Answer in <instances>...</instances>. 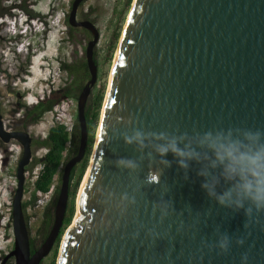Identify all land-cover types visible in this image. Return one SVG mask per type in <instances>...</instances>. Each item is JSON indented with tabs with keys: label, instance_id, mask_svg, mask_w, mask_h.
Wrapping results in <instances>:
<instances>
[{
	"label": "water",
	"instance_id": "1",
	"mask_svg": "<svg viewBox=\"0 0 264 264\" xmlns=\"http://www.w3.org/2000/svg\"><path fill=\"white\" fill-rule=\"evenodd\" d=\"M84 1L73 0L67 17L91 37L89 79L77 97L78 148L62 168L52 226L33 254L22 210L32 138L6 130L0 115V142L22 148L13 249L0 264H41L65 219L97 80L99 32L77 19ZM100 120L59 264H264V0H133Z\"/></svg>",
	"mask_w": 264,
	"mask_h": 264
},
{
	"label": "rangeland",
	"instance_id": "2",
	"mask_svg": "<svg viewBox=\"0 0 264 264\" xmlns=\"http://www.w3.org/2000/svg\"><path fill=\"white\" fill-rule=\"evenodd\" d=\"M25 1L29 10L40 13L44 18V23L37 22V27H35L37 31L30 40L23 44L25 49L19 51L22 40L14 38L12 30L7 33V28L3 27V29L1 26H4V24L0 23V115L5 129L10 131L22 129L19 120L24 111L45 97L50 91H56L77 82L76 78L62 71L60 66L61 64L80 63L85 60V47L91 39L90 35L83 29H78L71 38L68 37V25L65 23V16L69 13L73 0ZM132 2L133 0H85L78 8L77 19L91 21L99 32V40L94 48L97 61V80L91 89L87 105H90L103 92V106L114 58L126 26ZM12 3L19 4L18 0H1V7L10 6ZM11 12L13 16V14L18 13V9L14 8ZM8 19L10 18L8 17ZM41 27H44V29ZM28 44H30V47H27ZM85 82L82 84L84 85ZM77 97H70L67 101L58 105L53 112L44 114L39 122L28 125L25 131L32 140H43L50 127L57 122L56 116L58 114L60 121L68 127L72 128L73 125H78ZM102 106L94 131L93 146L88 165L75 192L74 213L70 225L64 229L57 248L54 244L50 254L42 260L41 264H50L55 249H57L55 258V264H57L63 237L73 224L77 213V196L89 168L98 135ZM7 148V151H4L0 147V263L4 256L13 249L11 203L17 185L16 168L22 153L21 146L15 141L10 142ZM45 151V149L37 147L32 142L31 161L41 159ZM79 169L80 167L76 170V176L71 183L70 191L77 180ZM38 170L39 165L31 168V162L25 168L22 203L31 200L33 181ZM55 184L60 186L59 182ZM50 193L37 194L36 205L34 207L28 206L25 210V216L28 217L29 237L35 241L37 247L43 242L40 232L42 209L50 199ZM69 201L70 197L68 205ZM67 216L66 213L65 217ZM7 263L14 264V259H8L5 264Z\"/></svg>",
	"mask_w": 264,
	"mask_h": 264
},
{
	"label": "trees",
	"instance_id": "3",
	"mask_svg": "<svg viewBox=\"0 0 264 264\" xmlns=\"http://www.w3.org/2000/svg\"><path fill=\"white\" fill-rule=\"evenodd\" d=\"M25 2L26 1L23 0L21 4L18 5L16 3H12L10 6L1 7V0H0V17H3L5 15H12L11 10L14 8H19L24 12H26L29 18L43 19V16L40 13H36L33 12L32 10H29ZM67 17L68 14L65 16L66 25H68ZM67 27H68L67 28L68 37L71 38L73 33L76 32L78 29H74L69 26ZM94 60L97 65L95 53H94ZM60 68L68 75L76 78L77 82H75V84H71L59 90L50 91L45 97H43L41 100L37 101L34 105L26 109L21 119L19 120V123L22 125V130H24L27 125L39 122L44 114L53 112L58 105L67 101L70 97L78 96L83 86L82 83H84L86 80L89 79V73L87 71L85 60H82L80 63H75V64H61ZM102 100H103V92H101L100 95H98L90 105L86 104L85 119L88 130L87 147L83 160L73 168L70 174V184H69L70 201H69V205L67 206L68 209L66 211L68 216L65 217L62 228L56 239L55 242L56 248L61 240L64 229L70 225L71 218L74 213L75 192L77 190L79 180L81 179L88 165V159L93 146L94 131L98 123V117L102 106ZM78 142H79L78 125L77 124L73 125L71 132H69L65 125L60 124L58 122H56L52 127H50V129L46 134V137L43 140L34 142V144L37 147L43 148L46 151L41 159L31 161V168H33L35 165H39V170L35 177V180L33 181L31 200L27 203H22V210L24 213L25 223L29 233L28 217L25 216V210L27 209L28 206L34 207L36 205V202L38 200L37 194L45 195L51 192L50 199L45 203L42 209V220L40 224L42 241L48 235V232L53 223L54 206L59 190V186H57L55 183L57 182L60 183L62 168L66 163V161L76 153L78 148ZM0 147L4 151H7L8 149L7 145L1 142H0ZM78 167H80V169L77 175V180L74 183L72 190L70 191L71 183L75 179L76 170L78 169ZM29 244H30V253L33 254L38 247L36 246L35 241L31 238ZM56 251L57 249H55L54 251L50 264H55Z\"/></svg>",
	"mask_w": 264,
	"mask_h": 264
},
{
	"label": "built area",
	"instance_id": "4",
	"mask_svg": "<svg viewBox=\"0 0 264 264\" xmlns=\"http://www.w3.org/2000/svg\"><path fill=\"white\" fill-rule=\"evenodd\" d=\"M23 0H18V3L19 4H21V2H22ZM28 8V7H27ZM18 9V13L17 14H13V16L12 15H5V16H3V17H0V23L4 20V19H7V21H8V24L4 27V28H7V33L10 31V30H12V34L13 33H15V31H16V26H15V19H19V20H22V21H24V20H29L35 27H37V22H40V24H43L44 23V18L43 19H39V18H29L28 17V15L26 14V12H24L23 10H21V9H19V8H17ZM10 18V19H8V17ZM12 16V17H11ZM3 28V29H4ZM42 29H44V27H41ZM24 29V28H23ZM38 29H39V27H38ZM4 31V30H3ZM19 48H20V50L19 51H22L23 49H25V46H19ZM18 51V50H17ZM59 115V114H58ZM56 116L57 118H56V120H57V122L58 123H60V124H63L60 120V117L59 116ZM63 125H65V124H63ZM66 127H67V130L69 131V132H71V127H68L67 125H65ZM8 131H10V130H8ZM7 146H8V144H7ZM50 193V192H49Z\"/></svg>",
	"mask_w": 264,
	"mask_h": 264
},
{
	"label": "clouds",
	"instance_id": "5",
	"mask_svg": "<svg viewBox=\"0 0 264 264\" xmlns=\"http://www.w3.org/2000/svg\"><path fill=\"white\" fill-rule=\"evenodd\" d=\"M1 23L4 24V26H1L3 28L8 24V21L7 19H4ZM15 26H16V31L12 35L14 36V38H17L20 41L22 40L21 45H23L28 40H30L32 35L37 31L35 26L29 20L22 21L19 19H15ZM27 47H30V44H28ZM166 152L167 150L161 152V155H165Z\"/></svg>",
	"mask_w": 264,
	"mask_h": 264
},
{
	"label": "bare ground",
	"instance_id": "6",
	"mask_svg": "<svg viewBox=\"0 0 264 264\" xmlns=\"http://www.w3.org/2000/svg\"><path fill=\"white\" fill-rule=\"evenodd\" d=\"M127 23V22H126ZM124 30H125V28H124ZM124 32V31H123ZM110 78H111V76H110ZM109 87V86H108ZM100 123H101V120H100ZM100 127V126H99ZM98 131H99V129H98ZM98 136V135H97ZM96 141H97V138H96ZM95 146H96V143H95ZM94 151H95V147H94V150H93V154H92V158H91V162H90V165H89V168H90V166H91V164H92V162H93V156H94ZM89 168H88V170H87V172H86V175H85V177H84V179H83V182H84V180H85V178H86V176H87V174H88V171H89ZM83 182H82V185H83ZM81 185V186H82ZM80 188H82V187H80ZM76 216L78 215V210H76ZM76 216H75V218H76ZM75 218H74V220H75ZM74 226V221H73V224H72V226L68 229V230H70L72 227ZM67 230V231H68ZM67 233V232H66ZM64 238H65V235H64V237H63V240H64ZM63 240H62V243H63ZM62 243H61V245H62ZM60 250H61V246H60ZM59 256H60V251H59ZM59 256H58V261H57V264H59Z\"/></svg>",
	"mask_w": 264,
	"mask_h": 264
},
{
	"label": "flooded vegetation",
	"instance_id": "7",
	"mask_svg": "<svg viewBox=\"0 0 264 264\" xmlns=\"http://www.w3.org/2000/svg\"><path fill=\"white\" fill-rule=\"evenodd\" d=\"M82 20H87V19H82ZM84 31H85V30H84ZM86 32H87V31H86ZM87 33H88V32H87ZM88 34H89V33H88ZM89 35H90V34H89ZM21 126H22V125H21ZM27 126H28V125H27ZM27 126H26V127H27ZM26 127H25L24 130H22V129L17 130V129H16V130H12V131H25V130H26ZM11 142H12V141H11ZM32 142L34 143L35 141L32 140ZM5 145H7V144H5ZM31 145H32V143H31ZM66 211H67V210H66Z\"/></svg>",
	"mask_w": 264,
	"mask_h": 264
},
{
	"label": "snow or ice",
	"instance_id": "8",
	"mask_svg": "<svg viewBox=\"0 0 264 264\" xmlns=\"http://www.w3.org/2000/svg\"><path fill=\"white\" fill-rule=\"evenodd\" d=\"M113 71H115V69H113Z\"/></svg>",
	"mask_w": 264,
	"mask_h": 264
}]
</instances>
